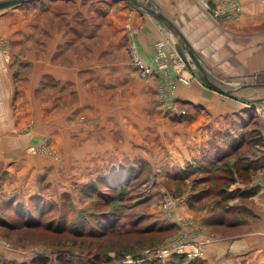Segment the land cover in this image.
<instances>
[{"label": "rangeland", "instance_id": "374dc122", "mask_svg": "<svg viewBox=\"0 0 264 264\" xmlns=\"http://www.w3.org/2000/svg\"><path fill=\"white\" fill-rule=\"evenodd\" d=\"M138 4L30 0L0 8V264L40 256L60 264V251L85 253L92 240L93 252L101 246L107 264H119L117 250L128 237L121 252L132 256L180 236L204 252L206 244L241 230L250 219L251 198L230 191L237 182L244 183L238 189L247 188L258 168L244 182L238 173L234 181L219 178L227 166L243 165L250 145L220 159L219 170L207 161L167 167L168 157L183 150L191 107L175 88L176 105L188 113L169 116L157 76L143 78L134 70L129 39L142 20L137 24L133 17L135 8L145 11ZM175 52H166L167 64L177 66ZM202 54L189 60L184 53L189 70L183 67L178 75H205L233 98L251 92L253 73L233 71L232 62ZM103 213L114 218L112 231L78 237ZM236 221L241 224L228 226Z\"/></svg>", "mask_w": 264, "mask_h": 264}, {"label": "crops", "instance_id": "0c3cea01", "mask_svg": "<svg viewBox=\"0 0 264 264\" xmlns=\"http://www.w3.org/2000/svg\"><path fill=\"white\" fill-rule=\"evenodd\" d=\"M241 2L242 9L236 18L218 20L206 12L197 0H145L144 4L160 10L172 25L135 8L134 21L138 24L141 19L142 26L134 35L131 33L129 39V45L134 46L140 56L161 73L154 82L166 89L174 85L182 95L181 100L191 107L188 115L192 118L186 122V131L180 142L183 150L175 158L168 157V168H186L192 163L203 164L205 161L210 162L212 168L220 154L233 144L227 141L233 139L237 128L243 129L255 119L259 123L253 136L254 143L249 146V157L258 168V176L246 184L247 188H253V193L247 196L254 203L248 204L250 219L244 222L241 230L228 232L221 239L204 246L202 257L206 264H264V83L255 84L252 77L257 72H264V2ZM160 41L164 42L166 52L173 48L183 59L185 57L179 53V48L189 60L190 49L195 56L201 52H205L202 54L205 57L211 54L217 63L224 59L227 63L232 62L233 71L253 73L252 78H248L252 82L251 92L233 98L208 87L199 75L189 84L179 83L177 71L172 65L168 64L162 71L155 64L157 42ZM186 70L189 68L186 67ZM209 70L213 74L218 73L214 67ZM168 115L172 116L169 112ZM247 118L249 121L241 124ZM1 169L4 167L0 164ZM242 184L237 182L236 185ZM242 214L244 219V210ZM196 216L203 221V212ZM238 224L241 223L230 222L228 226Z\"/></svg>", "mask_w": 264, "mask_h": 264}, {"label": "built area", "instance_id": "2783aa9c", "mask_svg": "<svg viewBox=\"0 0 264 264\" xmlns=\"http://www.w3.org/2000/svg\"><path fill=\"white\" fill-rule=\"evenodd\" d=\"M264 2V0H261ZM201 7L208 12L214 19H225L231 17H237L241 12L240 0H197ZM130 54L133 66L137 71V74L143 78L149 76H157L161 74L158 70L151 64L146 62L141 56L138 50L130 44ZM175 56H173V61L177 66H173L175 70L181 72L183 67H186V61L178 54L176 51ZM185 61V62H184ZM155 64L159 70L165 71L167 68V54L164 49V42H157L156 52H155ZM183 80L184 83H189L192 76L181 77L177 76ZM174 86V85H173ZM173 86H169L168 89L161 87L160 96L166 100V110L175 117L187 114V111L181 106L176 105L175 98L171 90L175 89ZM171 91V92H168ZM181 100V97H179ZM165 201L168 204L173 203V199L166 196ZM150 252V251H149ZM203 253V247L201 245L193 244L188 241L186 237L180 236L172 239V241L156 251H151L150 253H140L136 256L131 254H125L120 260L119 264H149L150 261L154 259L162 260L164 262L169 261L176 254H185L190 258L199 257Z\"/></svg>", "mask_w": 264, "mask_h": 264}, {"label": "trees", "instance_id": "16d2710c", "mask_svg": "<svg viewBox=\"0 0 264 264\" xmlns=\"http://www.w3.org/2000/svg\"><path fill=\"white\" fill-rule=\"evenodd\" d=\"M251 109V108H249ZM186 115V114H185ZM182 115V116H185ZM182 116H178L179 118ZM177 117V118H178ZM254 117V116H253ZM253 119V118H252ZM255 119V118H254ZM249 121V120H248ZM246 123V121L244 122ZM252 124V126L250 125ZM258 121L257 119L252 120L250 123H247L246 125H244L243 129L237 128V132L233 133L234 137L232 140H228L227 142H233V144H231V146L229 147V149L227 151H225L223 153V155L219 156L213 165V168H216L217 170L220 169L219 166H217V163L220 161V159H222L225 155H229L230 153H237L238 151H240L241 149H244V147L248 146V145H252L254 142L253 140V136L256 135V131H257V127H258ZM248 127V128H247ZM247 128V129H246ZM231 139V138H228ZM246 142H248L246 144ZM244 163L242 166H239V161L234 163L235 169L232 166H227L226 170L227 173L224 171L219 172L220 179H225V177H230L231 180H235V178L238 176L240 179H242V181H246L248 179V176L250 175V169L251 168H255L254 165V161L253 159H251L248 156H246L245 158H243ZM258 166V165H257ZM256 166V167H257ZM223 167V166H222ZM221 167V168H222ZM237 174V176H235V174ZM219 175V174H218ZM233 180V181H234ZM240 187V186H238ZM233 191V192H231ZM230 191V194L233 195H239L242 197H247L249 195H251L253 193V188H244V190L242 189H238L237 187L233 190ZM235 193V194H234ZM82 215L79 213L78 217H81ZM103 216V217H102ZM102 216H100V219L98 221H91L90 222V226L87 228V230H80V232H77L76 230H73L71 228H69V230H72L71 232H77L78 237L81 236H85V237H103L106 235V233H108V229H111V227L113 226V221L114 218H112V215L109 213H103ZM83 220L90 218V216L88 215H83ZM87 217V218H86ZM95 217V216H94ZM93 218V217H92ZM106 219V222H105ZM35 225H40L41 220L38 219L36 220ZM106 223V224H105ZM62 228H66L65 226H61ZM96 229H92L95 228ZM60 228V226H59ZM68 229V228H67ZM112 231V229L110 230ZM116 234V233H114ZM131 241V239L128 237L126 240H123V242L121 243L119 249L117 250L119 253H121L120 257L124 256L126 254V252H121L122 251V247H127L129 246V242ZM95 244V241H88V249L87 252L84 253V251L80 254H72L69 251H60L58 254V260L60 262V264H107L110 263V261H108L106 259L105 253H102V251H105V249H100V247H98L97 249H95V251L93 252L92 250L94 249L92 245ZM137 253V252H136ZM134 255H138L135 253H132ZM201 257H193L190 258L185 254H176L174 255L169 261H166V264H200V259ZM47 256H40V257H35L32 258L31 260H29L28 262H23L21 264H47ZM160 262L158 261V259H154L153 261H151L149 264H159ZM2 264H6L5 262ZM12 264H19V263H15L13 262Z\"/></svg>", "mask_w": 264, "mask_h": 264}, {"label": "water", "instance_id": "95a60500", "mask_svg": "<svg viewBox=\"0 0 264 264\" xmlns=\"http://www.w3.org/2000/svg\"><path fill=\"white\" fill-rule=\"evenodd\" d=\"M24 1H30V0H1L0 1V8H4V7H7V6H12V5H16V4L21 3V2H24ZM132 1L135 4H138L136 0H132ZM138 6L141 9L145 10L146 12H148V13H150V14L158 17L159 19L165 21L169 26L172 25V23L170 22V20L160 10H156L155 8L151 7L150 5H147V4H144V3L138 4ZM178 50H179V53L184 56L182 49L179 48ZM189 54L191 55V57L193 59L195 58L193 51L190 50V49H189ZM201 78L205 82V84L208 87L212 88L213 90H215V91H217L219 93L225 94L227 96H230V97H235V95H233L232 93H230L229 90H227V89L221 87L220 85L216 84L214 81H212L207 76L201 75ZM253 78L255 80V84L264 83V72H257V73H255L254 76H253ZM252 85H254V84H252Z\"/></svg>", "mask_w": 264, "mask_h": 264}]
</instances>
